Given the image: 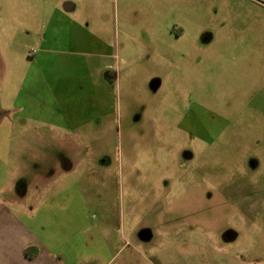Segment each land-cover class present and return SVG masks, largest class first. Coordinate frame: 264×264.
<instances>
[{"label": "rangeland", "instance_id": "rangeland-1", "mask_svg": "<svg viewBox=\"0 0 264 264\" xmlns=\"http://www.w3.org/2000/svg\"><path fill=\"white\" fill-rule=\"evenodd\" d=\"M0 199L72 264H264V0H0Z\"/></svg>", "mask_w": 264, "mask_h": 264}, {"label": "crops", "instance_id": "crops-1", "mask_svg": "<svg viewBox=\"0 0 264 264\" xmlns=\"http://www.w3.org/2000/svg\"><path fill=\"white\" fill-rule=\"evenodd\" d=\"M75 7V3L71 2H66L65 5L62 6L63 10H61L60 5H55V14L58 13L59 15H68V13L72 10H74L72 12H75ZM176 34L178 38L182 37L185 34V29L177 31ZM91 36L98 37V33H92ZM59 38V34L53 33L50 38L39 39V43L41 46L39 55L43 60L44 68H46V71L49 72V76H51V74L53 73L52 70L56 68L55 66L59 64L57 58L63 52L61 47H59ZM52 41H56L58 43L53 44ZM48 43L49 46L46 45ZM74 53L75 57L77 56L75 58V61H77L74 63V65L78 69L82 68L87 70V67L88 65L90 66V63L88 64V62L82 61L80 59V56L84 55V53L81 51H74ZM97 55L98 54L95 53L94 56ZM107 68V65L101 64L96 69H94L96 77L94 81L92 79H89V73L86 72L85 75H82L81 77H84V80L79 82V90H81L82 92H86L87 94L92 96V100L95 98V100L98 101V97L96 98L97 90L99 91L100 87L104 86L103 83H101L102 81L104 82L102 76H104V72L110 74ZM60 78L61 77L56 76L54 77V79L52 77H49L50 85H52L53 87L51 90L49 88L50 91H48L52 92L55 96L59 93V88L62 83L60 82ZM92 100L84 103V100L82 98L80 106L83 107L84 104H89L93 107ZM90 111L91 110H88L86 111V113ZM56 114H58L57 118L60 119L61 113ZM64 162H66L65 165H63V169L65 170H71V168H75L77 166V161L75 162L71 160H65ZM52 168L55 169L56 172H58V170L62 168V165L55 164ZM48 197L49 199L47 203L52 201L53 205L51 207H48V204H45V207L47 209L50 208L48 210V213L46 210V219L50 220V218H53L55 219V221L59 222L60 224L54 227H59L58 229L61 231V226L64 225V221L62 222V220L66 218V213L68 217L73 218L76 216L75 210L66 208V202L68 201V199H71V195L63 192H56ZM9 199L19 204L25 200V197L24 195L14 194L10 195ZM31 213H34V211H32ZM34 217L35 215L33 216V219ZM24 218V215L21 214L18 209L13 208L12 205H8L4 200L0 199V264H72L68 263L67 258L63 256V253L60 250L61 237L59 232L53 233V240L51 239L50 241H47V239L45 238V234L44 237L39 236L32 223L28 222V220ZM44 221L47 222L45 219ZM42 228L43 230H46L47 224L42 222ZM81 231V228H77L78 234H80ZM33 247L37 248V253L34 257H30L27 255V250ZM31 251L34 252L33 250ZM103 253H105V250H103L102 254H94L90 252L85 258L86 264H99L101 262L102 264H108L110 260L104 258ZM139 262V258H130L129 256H127L123 259L122 264H139Z\"/></svg>", "mask_w": 264, "mask_h": 264}, {"label": "trees", "instance_id": "trees-1", "mask_svg": "<svg viewBox=\"0 0 264 264\" xmlns=\"http://www.w3.org/2000/svg\"><path fill=\"white\" fill-rule=\"evenodd\" d=\"M31 250H33L34 252H32ZM36 253H37L36 247H33V248L27 250V255L30 257H34L36 255Z\"/></svg>", "mask_w": 264, "mask_h": 264}]
</instances>
